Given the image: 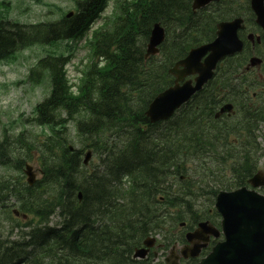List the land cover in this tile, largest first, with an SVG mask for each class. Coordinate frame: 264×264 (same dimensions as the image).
Returning a JSON list of instances; mask_svg holds the SVG:
<instances>
[{
	"label": "trees",
	"instance_id": "16d2710c",
	"mask_svg": "<svg viewBox=\"0 0 264 264\" xmlns=\"http://www.w3.org/2000/svg\"><path fill=\"white\" fill-rule=\"evenodd\" d=\"M107 1L83 0L77 3L74 16L56 23H0V60L36 43L80 35ZM247 2L222 0L208 11L192 12L191 0H123L117 6L112 31L96 44L95 56L106 64L99 69L90 67L78 95L71 92L65 78L64 60L48 58L39 62L41 69L48 70L51 81L50 94L36 106L33 119L51 132L43 143L35 145L42 148L43 177L14 198L18 210L32 218L25 223L14 221L29 228L21 233L19 241L0 238V264H149L132 260L131 254L143 238L159 234L160 219L168 226L178 223V214H171L163 206L176 202V207L188 210L183 202L185 191L167 195L165 185L191 171V163L203 169L198 161L219 145L227 151L233 127L223 120H212V116L229 98L221 96L215 86H228L235 69L246 61L247 52L225 61L208 85L173 119L150 125L143 112L154 94L171 85L167 67L183 58L190 48L211 40L217 22L249 12ZM156 22L167 32L161 59L144 61L145 43ZM228 88L233 91L232 86ZM257 115V119L254 116L243 121L245 127L237 131L251 136L248 123L264 121L261 110ZM70 121H76L84 148L91 147L102 156V174L97 171L88 175L81 168L82 150H67L66 124ZM106 134L123 136L124 142L113 144L105 139ZM23 142L28 149L29 143L21 136L11 142L4 137L0 142V165L9 161V146ZM232 170L244 173L230 186L237 187L253 174L255 163L250 164L244 152L240 164ZM124 179H128L126 185ZM15 187V183L0 178V201L6 200L4 194ZM209 191L205 190L206 194H213ZM159 196L164 197L162 202ZM55 210L60 222L57 227H48V218ZM197 220V214L192 213V225Z\"/></svg>",
	"mask_w": 264,
	"mask_h": 264
},
{
	"label": "rangeland",
	"instance_id": "374dc122",
	"mask_svg": "<svg viewBox=\"0 0 264 264\" xmlns=\"http://www.w3.org/2000/svg\"><path fill=\"white\" fill-rule=\"evenodd\" d=\"M75 1L77 0H0V21L9 20L19 24L56 21L64 16L68 10L75 8ZM110 11L111 8L107 9V14ZM100 24L101 22L98 25ZM65 45L71 49L65 48L61 42H55L49 46L36 45L18 51L8 59L0 61V139L4 128H7V134L12 137L21 131H25L24 136L33 141L43 137L42 130L43 134H48L46 128L38 127L32 122L26 121V119L33 117L35 105L47 95L49 89L48 79L45 78L37 83L24 80L28 70L35 64L37 59L57 55V53L67 55L69 51L72 58L70 64L66 66V74L71 82L76 80L80 74L77 69L83 68L82 66H85L90 60L88 59L89 50L84 47L82 41L74 46ZM67 128L70 130V137L75 141L73 125L70 124ZM257 134L260 146L264 149V125L258 128ZM71 145L78 148L75 142ZM31 155L30 158L24 161L31 165V171L38 180L40 178V163L37 158L32 159ZM97 163L96 156L92 155L88 166ZM258 169L264 171V158L259 161ZM20 175L24 176L23 172L21 174V172H17L11 167L0 166V176L2 177L12 179ZM56 221L55 216L50 218L51 224ZM0 227L4 230V236L8 235L11 238H16L20 232L18 228H12L7 221L5 222L2 219ZM167 251L160 253L159 260H162Z\"/></svg>",
	"mask_w": 264,
	"mask_h": 264
},
{
	"label": "water",
	"instance_id": "95a60500",
	"mask_svg": "<svg viewBox=\"0 0 264 264\" xmlns=\"http://www.w3.org/2000/svg\"><path fill=\"white\" fill-rule=\"evenodd\" d=\"M208 1L211 0H195L194 6L199 7ZM250 5L256 14L257 24L264 30L263 0H250ZM239 23L240 21L236 20L229 24H220L218 26V38L213 44L190 53L188 59L181 63L183 69L176 71L174 74L178 79H182L185 74H197L194 80L195 86L191 88L189 83H186L170 95L164 96L163 100L156 102L154 105L156 114L162 113L170 107L171 100H174L170 98L171 94L175 98V104L172 108L178 106L210 77L211 70L217 60L239 50L240 43L235 37V31L239 27ZM161 39L162 32L155 26L150 38L149 53H154V47ZM206 50H210L211 54L203 63H200V59L204 56ZM89 155L88 152L85 162ZM27 175V182L32 184L34 181L33 176L29 172H27ZM252 181L254 185H257V180ZM216 209L222 214L221 225L226 242L216 246L212 254L200 264H264V198L244 189L230 194H219ZM203 229H205L204 226ZM208 233L212 234V230ZM201 235H204V233L196 231L193 234H188L187 237L190 239L197 236L194 239H198ZM153 242V239H148L144 242V245L151 247ZM146 253L147 250L140 249L135 252L133 257L143 258ZM191 255H194V252ZM172 264H176V262Z\"/></svg>",
	"mask_w": 264,
	"mask_h": 264
},
{
	"label": "bare ground",
	"instance_id": "6f19581e",
	"mask_svg": "<svg viewBox=\"0 0 264 264\" xmlns=\"http://www.w3.org/2000/svg\"><path fill=\"white\" fill-rule=\"evenodd\" d=\"M147 42H148V39H147ZM147 46H148V44L145 45L144 50L146 49ZM147 105H148V104H147ZM146 110H147V106H146V108H145V113H146Z\"/></svg>",
	"mask_w": 264,
	"mask_h": 264
}]
</instances>
